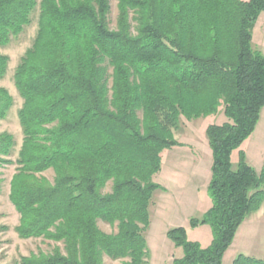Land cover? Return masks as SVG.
I'll list each match as a JSON object with an SVG mask.
<instances>
[{"label":"trees","instance_id":"trees-1","mask_svg":"<svg viewBox=\"0 0 264 264\" xmlns=\"http://www.w3.org/2000/svg\"><path fill=\"white\" fill-rule=\"evenodd\" d=\"M115 30L109 0H0V47L31 24L32 46L13 79L23 100L17 159L13 137L0 134V166H17L9 201L19 214L21 239L63 245L18 264H146L149 206L161 154L175 146L180 118L214 115L211 207L189 226H209L207 247L184 228L167 231L181 256L171 264H223L248 216L264 203V165H248L242 144L264 107V55L252 47V29L264 0H116ZM8 57L0 54V79ZM0 88V121L12 106ZM238 153L237 167L232 155ZM51 170L53 182L43 173ZM111 191L103 194L110 183ZM101 221L116 228L107 234ZM232 264H264L237 256Z\"/></svg>","mask_w":264,"mask_h":264},{"label":"rangeland","instance_id":"rangeland-1","mask_svg":"<svg viewBox=\"0 0 264 264\" xmlns=\"http://www.w3.org/2000/svg\"><path fill=\"white\" fill-rule=\"evenodd\" d=\"M41 0H36L37 4ZM243 1V0H242ZM109 28L115 30L117 20V1L109 0ZM39 9L32 14V22L23 32L13 38L9 44L0 47V54L8 57L6 75L0 79V88L5 89L12 98V106L7 117L0 121V134L7 133L13 137L14 147L10 160L17 159L22 145L23 133L18 119V112L23 104L15 84L14 71L34 41L37 31ZM252 47L264 55V13H262L252 29ZM226 121L223 107H219L214 115L186 120L180 118L179 126L173 130L174 139L181 144L161 154V170L153 177V182L165 191L153 193L149 206L148 229L143 233L148 248L146 264H171L173 258L181 256V249L175 248L167 238V231L173 228H184L189 241L198 242L207 247L212 239L209 226H189L191 218L201 219L210 207L208 184L211 178L212 155L205 130L209 125L222 124ZM240 150L246 155V161L258 174L264 165V107L260 112L259 121L252 135L242 144ZM232 166L238 162L237 151L232 155ZM17 166H0V264H18L21 257L50 254L55 249L62 253L63 245L47 238H19L16 227L19 214L9 201L10 182ZM49 182H53L51 170L42 174ZM111 182L102 191H111ZM208 204V205H207ZM207 206V207H206ZM99 229L107 234L116 232L101 221ZM244 255L264 261V203L259 211L251 214L238 229L232 245L223 257V264H232L233 260ZM104 264H119L104 258Z\"/></svg>","mask_w":264,"mask_h":264},{"label":"crops","instance_id":"crops-1","mask_svg":"<svg viewBox=\"0 0 264 264\" xmlns=\"http://www.w3.org/2000/svg\"><path fill=\"white\" fill-rule=\"evenodd\" d=\"M243 1H248V0H243ZM210 179H211V178H210ZM209 182H210V181H209ZM207 205H208V204H207ZM206 207H207V206H206ZM210 207H211V202H210ZM210 207H209V208H210ZM209 208H206V209L208 210ZM207 210H206V211H207Z\"/></svg>","mask_w":264,"mask_h":264}]
</instances>
